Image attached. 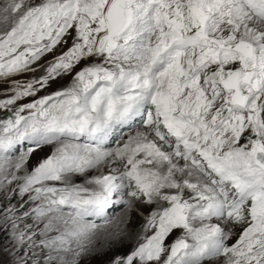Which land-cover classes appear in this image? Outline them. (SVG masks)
Here are the masks:
<instances>
[{
    "label": "snow or ice",
    "instance_id": "obj_1",
    "mask_svg": "<svg viewBox=\"0 0 264 264\" xmlns=\"http://www.w3.org/2000/svg\"><path fill=\"white\" fill-rule=\"evenodd\" d=\"M0 84V264H264V0H0Z\"/></svg>",
    "mask_w": 264,
    "mask_h": 264
},
{
    "label": "rangeland",
    "instance_id": "obj_2",
    "mask_svg": "<svg viewBox=\"0 0 264 264\" xmlns=\"http://www.w3.org/2000/svg\"><path fill=\"white\" fill-rule=\"evenodd\" d=\"M52 57L51 56H48V57H46L43 61H41V63H46L47 62V60H49V59H51ZM40 73H36V75H39ZM31 73H29V74H26V75H22V76H19V77H16V79H20V80H27V79H29L30 77H31ZM71 78L69 77V78H67L66 80H64L63 82H62V84H67L68 82H69V80H70ZM61 85H53V87L52 88H50L49 89V91H52V90H54L56 87H60ZM8 87V85L7 84H0V90H2V89H5V88H7ZM0 98H2V97H0ZM24 102H26V101H24ZM47 151H49V149H44V151L43 152H41L38 156H36V157H34V159H33V161H32V163L34 164L35 162H36V160L37 159H39L41 156H43V154H44V152H47ZM122 211L123 210H117V212L115 213V215L116 216H120L121 214H122ZM139 220H140V218L137 216L134 220H133V228H135V227H137L138 226V224H139ZM53 235H55V233H53ZM0 242H3L2 241V237H0ZM128 247H131V245L130 244H128L125 248H123L121 251H127V248ZM14 255V254H13ZM111 253H109L108 255H96V254H93V255H91V256H89V257H87V258H85L84 260H82L81 261V264H107V261L111 258ZM0 258H2L3 260H5V261H7L8 260V255H7V253H5L2 257H0ZM30 259H32L33 261H39V264H44V260H43V258H42V255L39 253V252H37L36 254H35V256L34 257H32V258H30Z\"/></svg>",
    "mask_w": 264,
    "mask_h": 264
},
{
    "label": "bare ground",
    "instance_id": "obj_3",
    "mask_svg": "<svg viewBox=\"0 0 264 264\" xmlns=\"http://www.w3.org/2000/svg\"><path fill=\"white\" fill-rule=\"evenodd\" d=\"M127 134H125V136H126Z\"/></svg>",
    "mask_w": 264,
    "mask_h": 264
}]
</instances>
